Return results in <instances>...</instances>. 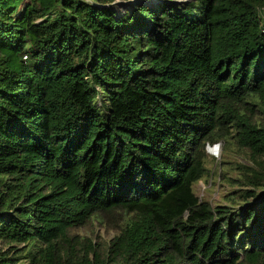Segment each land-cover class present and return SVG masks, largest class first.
<instances>
[{
  "label": "trees",
  "instance_id": "1",
  "mask_svg": "<svg viewBox=\"0 0 264 264\" xmlns=\"http://www.w3.org/2000/svg\"><path fill=\"white\" fill-rule=\"evenodd\" d=\"M130 1L0 0V264H264V0Z\"/></svg>",
  "mask_w": 264,
  "mask_h": 264
},
{
  "label": "rangeland",
  "instance_id": "2",
  "mask_svg": "<svg viewBox=\"0 0 264 264\" xmlns=\"http://www.w3.org/2000/svg\"><path fill=\"white\" fill-rule=\"evenodd\" d=\"M154 2L156 0H131ZM189 2L192 0H177ZM113 10L117 14H123L130 10L126 4L118 3ZM214 147L206 148V176L193 186V193L200 203H207L212 208L229 204V196L238 190V181L243 179V174L251 169L253 164L248 153L241 148L235 140L223 143H216ZM213 148V149H211ZM107 223V224H106ZM105 225L96 224L82 229L78 232V237L88 239L94 243L104 246L116 236L119 225L122 223L118 216L112 217ZM15 246H12L13 249ZM21 250L22 246H17ZM4 253L8 251L6 247L2 249ZM23 262V261H22Z\"/></svg>",
  "mask_w": 264,
  "mask_h": 264
},
{
  "label": "water",
  "instance_id": "3",
  "mask_svg": "<svg viewBox=\"0 0 264 264\" xmlns=\"http://www.w3.org/2000/svg\"><path fill=\"white\" fill-rule=\"evenodd\" d=\"M175 3H180V1H177V0H176Z\"/></svg>",
  "mask_w": 264,
  "mask_h": 264
},
{
  "label": "bare ground",
  "instance_id": "4",
  "mask_svg": "<svg viewBox=\"0 0 264 264\" xmlns=\"http://www.w3.org/2000/svg\"><path fill=\"white\" fill-rule=\"evenodd\" d=\"M126 6H128V4H126Z\"/></svg>",
  "mask_w": 264,
  "mask_h": 264
},
{
  "label": "built area",
  "instance_id": "5",
  "mask_svg": "<svg viewBox=\"0 0 264 264\" xmlns=\"http://www.w3.org/2000/svg\"><path fill=\"white\" fill-rule=\"evenodd\" d=\"M215 148V146H213Z\"/></svg>",
  "mask_w": 264,
  "mask_h": 264
}]
</instances>
